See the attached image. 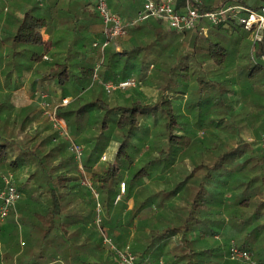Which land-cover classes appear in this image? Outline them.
Listing matches in <instances>:
<instances>
[{"label":"trees","instance_id":"trees-1","mask_svg":"<svg viewBox=\"0 0 264 264\" xmlns=\"http://www.w3.org/2000/svg\"><path fill=\"white\" fill-rule=\"evenodd\" d=\"M25 1L26 4L13 8L9 5V11L6 3L0 5V12L8 11L7 20L0 23V181L3 174L12 173L21 193L15 218L24 226L21 236L25 254L17 258V263L93 264L91 255L98 253L102 255V264H113L115 255L103 243V234L122 246L132 227L138 242H146L145 250L139 244L132 246L137 260L143 264L146 250L151 249L152 256L161 254L162 247L174 241L175 252L202 255L220 250L233 262H239L230 257L233 238L255 259L264 260V157L259 145L264 134V107L255 105L252 98L259 84L264 89V36L255 43L238 34L232 55L242 62L239 68L228 63L231 52L222 40L203 36L204 59L197 55L193 44L203 26L229 35L243 28L252 38L254 29L231 18L215 25L203 19L192 29L173 30L182 38L189 34L193 47L186 53L173 54L162 46V51L166 49L174 59L171 65L156 66L165 80L162 88L158 87L161 91L157 101L145 103L137 98L127 103L126 90L135 91L136 84L112 91L116 100L113 105L99 95L78 108L56 105V116L66 122L68 135L49 128L27 131L28 128H16L17 117L13 116L15 110H24L16 101V71H31L30 89L37 86L45 91L52 87L51 93L55 95L58 90L61 103L70 95V80L78 95L87 89L88 83L92 84L96 65L103 81L117 82L131 77L135 71L144 77L149 48H154L165 28L159 19L149 18L131 26L121 37L131 46L121 50L106 47L101 52L93 41L103 38L102 24L86 13L87 4L79 15L70 8H57L56 1ZM237 3L258 10L264 0H216L213 6L204 5L202 0L201 7L214 9ZM44 4L50 14H36V9ZM183 4L184 0H176L177 8ZM111 8L120 17H128L133 5H122L116 0ZM53 18L56 27L72 33L68 32L66 38V56L49 62L46 58L53 53L54 42L44 36V31ZM151 34L153 38L148 37ZM89 39L93 40L92 49L87 48ZM55 40L58 43L61 38ZM71 52L80 53L82 61H72L75 55L69 62ZM176 69L182 80L177 84L172 80ZM99 86L101 93L106 92ZM78 95L80 100L82 96ZM234 103L237 107H233ZM246 104L249 108L245 111ZM157 110L165 114L148 116V111ZM214 111L226 119L215 121ZM84 112L95 114L98 128H80L79 119ZM198 112L204 114L198 117ZM30 117L31 111H25L22 127ZM141 117L151 119V127L157 128H148ZM112 129L119 130L120 135L114 137ZM246 130L255 135L251 141L245 137ZM23 132L25 136L21 138ZM111 140L116 145L113 158H107V164L98 169L96 162ZM71 141L83 146L79 160L69 147ZM137 152L139 156H134ZM137 160L141 161L138 166ZM152 173L156 178L164 174L166 181H160L165 185L156 184L155 189L148 186ZM122 178L126 182L123 181L124 191L120 193ZM97 205L99 226L95 224ZM85 226L87 240L94 235L97 240L76 244ZM0 234L6 243L11 239L2 227ZM198 239L206 245L196 249L192 242ZM212 239L222 241L208 248L207 242ZM66 241L70 243L65 245ZM66 257L70 260H64ZM3 258L0 253V263L8 257Z\"/></svg>","mask_w":264,"mask_h":264},{"label":"rangeland","instance_id":"rangeland-1","mask_svg":"<svg viewBox=\"0 0 264 264\" xmlns=\"http://www.w3.org/2000/svg\"><path fill=\"white\" fill-rule=\"evenodd\" d=\"M116 0H111V4H114ZM95 2L96 0H58V3H56L55 6H57V8H61L62 9H72L75 10L77 13H79V15H82V9L81 6H83L84 4H87V11L86 13L90 14V17L92 18L93 21H96L97 23L101 22L100 17L98 16L96 9H95ZM216 0H204V5L206 6H213L215 4ZM44 7V8H43ZM43 7H38V9H36L35 13L36 14H43L45 13L46 16H48L50 13L48 12V7L47 5H43ZM17 13L19 14V10H17ZM48 13V15L46 14ZM54 19V18H53ZM52 20V19H51ZM49 20L48 22V27L47 29L44 31V36L46 38H52L53 40V46H52V54H49L46 58V60H48L49 62H51L52 60H54V58H63L64 56H66L67 54V48L65 46L66 44V38H68V34L71 32L69 29L66 30L64 27L58 26L56 27L54 24V21ZM68 21L70 22V19L68 18ZM68 23V22H67ZM162 26H164V31L162 33V35L158 38L157 44L155 46H153L154 48H149L151 50V53L148 55V61H147V66L145 68V75L144 77H141L140 74H138V72H132V74H130V76L136 78L137 80H141L140 83H138V85L135 87V91H131L130 90H126L127 96H128V101L127 103H129L131 100L134 99H140L143 100L145 103L147 102H155L159 99V94L162 88L165 80H164V74L156 69L157 65H171L173 64V54H177L180 52H184L186 53V51H191L192 50V38H190L189 34L186 35V37L182 38V34L180 33H176L173 31V29L169 28L168 26H166L164 23H162ZM204 29L202 28V33L201 35L198 37V39L195 41V45L194 46V50L197 53V55H200L203 52V45L204 42L202 40H204L203 36H211L214 39H220L223 41V43H225L230 52L231 55L229 56L228 59V63H232L233 66H240L242 65V62L240 60H238L236 58L235 55H232V48L235 45V39L238 36V34H243L244 38L246 41L252 39V34L248 33L247 31H245L243 28H241L239 30V32H237L236 34L233 35H229L225 32H223L222 30H219L218 28H209V26H203ZM69 32V33H68ZM72 33V32H71ZM70 33V34H71ZM82 35V34H81ZM139 36V35H138ZM153 34H151V36H148L149 38H153ZM56 38H61V40L57 43L56 42ZM124 38H118L115 39L113 41L110 42V44L108 45V48L110 47L112 50H117V46L119 45L121 48L123 47H129L131 46L129 42H124L123 41ZM93 40L89 39V41H87V48L92 49L91 47V43ZM162 46L167 47L169 50H172V55L168 54V52H166V49H163L162 51ZM73 49V48H72ZM75 50V48L73 49V51ZM72 51V52H73ZM161 51V52H160ZM71 52V58L68 59L69 62L71 61V59L73 58V56H77L76 59L72 60V61H82V57L80 55V53H72ZM170 52V51H169ZM201 57L204 59L205 56L201 54ZM96 60L93 61V63H95ZM136 62V60H135ZM207 64H211V62L209 60L205 61ZM75 67V65H72V68ZM22 72V71H21ZM177 69L175 70L174 73V77H173V82L174 83H178L181 82V78L178 75ZM131 73V72H130ZM15 78L18 79V77H20L21 73L19 71H16V73L14 74ZM1 79H3V77L1 76ZM30 80H31V71H25L22 77V85L19 86V93H20V99H17V105H20L23 107L24 110L21 111H17L15 110V112L13 113V116L17 117V126L16 128H28L27 131L29 129L32 128H49V131H53L55 128L52 126L48 114L50 111L53 110V108L56 105L60 104L59 98H58V94L59 91L56 90V95L52 94V87H48L47 90L43 91L40 87L34 86V88L30 89L29 88V84H30ZM244 82V80H241ZM74 83L70 80V82L68 83V87H69V94L72 96H67L68 102L67 104L63 105V106H70L72 108H78L81 104L86 103L88 100H90L91 98H95L97 95L102 96V98L107 101L109 103V105H113L116 100L114 99V96L111 92L109 93H101L100 92V84L98 85H92L91 83H88L87 85V89L80 93L78 95V93H76L74 91ZM260 85V84H259ZM258 85V90L252 94V98L254 100V102H256L255 105L259 104V105H263L264 107V89L262 86ZM245 87V85H244ZM172 89L177 90L175 87H173ZM130 92V93H129ZM45 94V97H42L40 94ZM101 93V95H100ZM219 94V93H217ZM78 96H82V98L80 100H78L77 98ZM226 98V96H224ZM77 98V99H76ZM130 98V99H129ZM43 100H46V104H43ZM236 102V101H235ZM183 104L185 102H182ZM237 107V105H235V103L233 104V107ZM249 108V106L246 104L245 106V111ZM215 110V107H214ZM30 112L31 111V117L30 120L27 122V124L22 127L21 126V120L23 118V114L24 112ZM216 111V110H215ZM213 112L212 118L215 119V121H224V119H226L225 117L221 119V114L220 112ZM95 113V112H94ZM148 116L151 117L152 115L157 116H162V114H165L164 111L161 110H157V111H148L147 112ZM204 114V113H203ZM202 112H198L197 116L200 117V115H203ZM94 117L95 114L92 115L91 112H84L83 117H81L79 119V126L80 128H98L99 126V122H94ZM96 118V117H95ZM96 121V120H95ZM140 121L145 122L148 125V128H157V127H151L150 122L151 119L146 118V117H141ZM109 123H112L111 120L108 121ZM111 128H117L115 126H112ZM196 129V128H195ZM56 130V129H55ZM112 135L114 137H117L120 135L119 130L117 129H112L111 131ZM198 133L201 134L202 130H198ZM245 137L248 141H251L252 139L255 138V135H253L251 133V130H246L245 131ZM61 135V134H60ZM23 136H25V132L21 133L20 137L22 138ZM111 140L109 142V145H107L105 147V149L102 151L101 156L99 157V159L96 162V167L102 168L103 166H105L107 164V158H113V152H114V146L116 147L115 143L112 144ZM81 150L83 152V146L81 145ZM140 152V151H139ZM139 152H137L134 156H139ZM78 164L79 161L77 160ZM81 164V163H80ZM79 164V166H80ZM141 161L137 160L136 161V166L140 165ZM156 173V172H155ZM158 173V171H157ZM152 179L151 181L148 183V186H150L151 188L155 189L157 186L156 184L162 183L163 185H165L163 182H161L160 180H164L166 181L163 177L164 174H160V177L156 178L155 176H157L156 174L152 173ZM159 179V180H156ZM123 181L126 182V178H122L119 181V187L121 186V184L123 183ZM2 185V182L0 181V187ZM95 198H97L95 196ZM131 204H133V200L130 198L128 200V206H131ZM17 205V203H16ZM16 205L15 208L11 211V213L9 214V216L6 218V220L0 224V227H2V232L4 231V234L6 235L7 232L10 233V237L11 239L9 240L8 243H6L3 239L2 236L0 234V253H2V255L4 256L3 259H5V257H8L5 260H2L0 264H10V262L12 264H18L17 260L19 259V256L25 254L24 251V244H23V240H22V234H21V230L23 229V225H21V223H19V221L15 218V209H16ZM93 225V224H92ZM91 225V226H92ZM135 229V227L131 228L130 230V235L132 230ZM136 230V229H135ZM264 234H262L261 237H263ZM235 242H237V239L233 238ZM219 241H222L219 240ZM18 242V243H17ZM133 244L132 242H128ZM18 258V259H17ZM240 263L245 264L244 262H241V260L239 261ZM147 264V263H144Z\"/></svg>","mask_w":264,"mask_h":264},{"label":"built area","instance_id":"built-area-1","mask_svg":"<svg viewBox=\"0 0 264 264\" xmlns=\"http://www.w3.org/2000/svg\"><path fill=\"white\" fill-rule=\"evenodd\" d=\"M201 6L202 0H184V4L180 8L176 7V0H142L141 6L135 16L130 19H123L110 9L107 0H96L95 9L102 22L103 38L93 41V46L98 47L103 52L112 40L125 36L131 26L149 18L159 19L169 28L179 32L192 29L203 19L215 25L234 18L245 27L254 29L253 42L259 43L262 41L264 36V5L258 10L250 9L241 3L225 4L214 9H204ZM262 59L264 60V55ZM97 67L98 65L95 66V72L92 76V84H101L106 92L135 86L139 83V80L132 76L117 82L111 80L103 81L97 74ZM40 95L42 97L46 96L43 93ZM67 102L68 99L63 98L60 105H65ZM43 104H46L45 100H43ZM48 117L52 126L61 135H68L66 122L63 118L56 116V106L49 112ZM259 145L264 157V134L260 138ZM69 147L79 160L81 147L74 141H71ZM1 182L0 224L6 220L21 197L12 173L3 174L1 176ZM123 191L124 183L120 186V193H123ZM119 196L120 194L117 195L116 200ZM96 210L95 224L99 226L101 217L99 215L100 208L98 205ZM103 243L114 252L117 264H143L137 260V256L130 244L127 243L122 246H117L106 234H103ZM229 252L231 258L241 260L245 264H264V260L255 259L247 249L240 248L234 241L230 242ZM158 264H163L162 260Z\"/></svg>","mask_w":264,"mask_h":264},{"label":"crops","instance_id":"crops-1","mask_svg":"<svg viewBox=\"0 0 264 264\" xmlns=\"http://www.w3.org/2000/svg\"><path fill=\"white\" fill-rule=\"evenodd\" d=\"M45 1L48 4L51 3V2L54 3V1H56L58 3V0H45ZM107 1H108V4H109V0H107ZM110 2H111V0H110ZM118 2H121L122 5H124L125 3L126 4H131L132 3L133 8L129 9V16L128 17H124V16L121 17L123 19H130L133 16H135L137 10L141 6L142 0H118ZM2 3H6V8L9 11V9H8L9 5L12 6V8H13V7H15V5L17 6V5H20V4H26L27 1H25V0H0V5ZM109 7L112 10L110 4H109ZM81 9H82V6H81ZM7 10L5 9V10L0 12V23L1 24H2L3 21L7 20V17H8V11ZM16 12H17V10H16ZM143 22L144 21H142V23ZM119 38H121V37H119ZM116 39H118V38H116ZM95 40H101V38H96V39H94V41ZM117 48H118L117 50H121L122 49L119 45L117 46ZM23 74H24V72L21 74V77H19L17 79V81H16V84L18 85V87L16 88V92H17L16 100L20 99L19 97L21 96L20 95L21 92L19 93V89H20L19 86L22 85V83H23L22 82ZM131 206H132V204H131ZM131 206H129V207H131ZM87 228H88V226H85V227L82 228V230L80 232V235H79V238L78 239L76 238V242H77L76 244H79V243L80 244H83V243L87 244V243H89V241L92 243V241L94 239L97 240L96 239V235H94L93 238H91L90 240H87L88 239V238H86V235H87V232H88ZM135 232H136L135 229H133L132 232H131V235L129 233L128 241L125 244H127L128 242H132L133 244L128 243V244L131 245V247L136 245V244H139L140 248H142V250H145L144 246L146 245V242L145 241L144 242L143 241H139L138 242L137 238H135V236H134ZM144 240H146V239H144ZM218 242H220V241L216 240V239L208 240V242H207L208 245L207 246L209 248V247H211L213 245H216ZM67 243H70V242L66 241L65 245H67ZM176 243H177V241H174L172 243H167L165 246L162 247L161 252H160L161 254H155L154 256L151 255V253H152L150 251L151 249L150 250H146L147 254L143 258L146 261L145 263L150 261L151 263H149V264H158V262L160 260H162L163 264H243V263H240V262H233L232 260H230L226 256L225 252H220V250H219V252L202 254V255H198V254L194 255V253L191 254V253L181 252V251L175 252V251L172 250V246L174 244H176ZM192 243H193L194 248H196V249L199 248V245H201V246L202 245L203 246L206 245V243H204L203 239L202 240H199V239L198 240H194V242H192ZM169 246H170V248H168ZM101 257H102V255L98 254V253H95L94 255H91V260H92L93 264H102ZM67 258L68 257H66V259H64V260H70V259H67ZM175 261H176V263H174ZM115 263L117 264L116 258L114 257L113 264H115Z\"/></svg>","mask_w":264,"mask_h":264}]
</instances>
